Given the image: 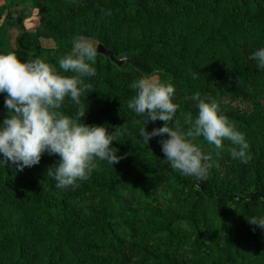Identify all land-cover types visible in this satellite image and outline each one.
<instances>
[{"label":"trees","instance_id":"obj_1","mask_svg":"<svg viewBox=\"0 0 264 264\" xmlns=\"http://www.w3.org/2000/svg\"><path fill=\"white\" fill-rule=\"evenodd\" d=\"M26 2L37 27L13 41L1 26L0 52L58 67L83 35L125 60L97 54L81 98L84 123L123 127L110 145L121 159L97 161L86 181L63 190L47 174L58 156L22 171L0 164V264H264V230L247 220L264 215V71L248 58L264 46V0ZM140 76L174 85L169 126L182 131L198 112L192 95L214 99L244 133L247 162L230 157L229 141L216 149L199 137L214 162L207 179L172 170L159 143L167 135L147 145L139 135L164 122L127 107ZM61 110L74 116L77 106L66 98ZM6 114L0 94V121Z\"/></svg>","mask_w":264,"mask_h":264},{"label":"clouds","instance_id":"obj_2","mask_svg":"<svg viewBox=\"0 0 264 264\" xmlns=\"http://www.w3.org/2000/svg\"><path fill=\"white\" fill-rule=\"evenodd\" d=\"M104 11L106 15L111 14L110 10ZM96 55L94 41L83 35L73 38L71 50L60 56L58 67L39 57L21 62L14 53L0 52V94L4 96L7 113L0 121V164L15 165L22 171L38 165L45 153L58 156L47 174L55 181V187L63 190L74 189L79 186L78 182L86 181L97 161L111 165L119 162L118 150L110 145L121 135L123 127L109 132L108 126L88 125L82 120L86 111L81 107V98L87 90L83 78L96 75L92 66ZM248 58L258 70L264 71V46ZM131 87L135 95L128 101V109L145 117L147 122H164L151 132L141 128L139 135L146 145L154 137L167 135L159 143L163 161L172 170L196 180L207 179L214 162L212 155L202 152L194 142L199 137L216 149H222L224 140L229 141L233 146L229 148L233 160L246 163L250 158L244 133L210 96L202 98L199 92L192 95L198 112L194 119L189 117L188 130L182 131L169 126L178 109L172 100L173 84L140 76ZM66 98L77 106L74 116L61 110ZM247 220L264 230V215Z\"/></svg>","mask_w":264,"mask_h":264},{"label":"rangeland","instance_id":"obj_3","mask_svg":"<svg viewBox=\"0 0 264 264\" xmlns=\"http://www.w3.org/2000/svg\"><path fill=\"white\" fill-rule=\"evenodd\" d=\"M14 41L24 31H31L37 27V12L28 2L22 0H0V27ZM46 47H52L50 42H43Z\"/></svg>","mask_w":264,"mask_h":264},{"label":"water","instance_id":"obj_4","mask_svg":"<svg viewBox=\"0 0 264 264\" xmlns=\"http://www.w3.org/2000/svg\"><path fill=\"white\" fill-rule=\"evenodd\" d=\"M97 54L103 55L107 58H110L112 62H114L115 64H117L118 66H122L125 62L124 59H119L117 60V58L115 57L114 53L111 51H107L103 46H99L97 48Z\"/></svg>","mask_w":264,"mask_h":264}]
</instances>
